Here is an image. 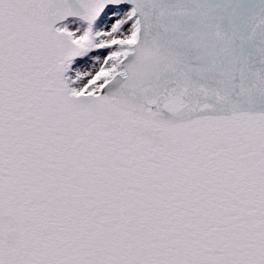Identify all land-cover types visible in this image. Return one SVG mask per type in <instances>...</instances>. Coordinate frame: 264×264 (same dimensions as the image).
Instances as JSON below:
<instances>
[{
	"label": "snow or ice",
	"instance_id": "snow-or-ice-1",
	"mask_svg": "<svg viewBox=\"0 0 264 264\" xmlns=\"http://www.w3.org/2000/svg\"><path fill=\"white\" fill-rule=\"evenodd\" d=\"M0 264H264V0H0Z\"/></svg>",
	"mask_w": 264,
	"mask_h": 264
}]
</instances>
